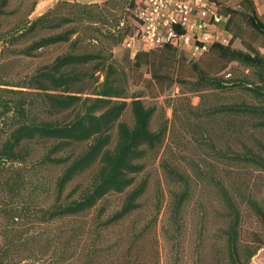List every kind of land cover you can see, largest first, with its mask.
Returning a JSON list of instances; mask_svg holds the SVG:
<instances>
[{"label":"trees","instance_id":"obj_1","mask_svg":"<svg viewBox=\"0 0 264 264\" xmlns=\"http://www.w3.org/2000/svg\"><path fill=\"white\" fill-rule=\"evenodd\" d=\"M138 1L59 0L31 18L35 0H0V264H161L156 224L164 196L156 189L147 201L144 173L167 128L164 118L153 129L156 106L146 104L142 92H129V79L142 67L161 92L178 82L188 91L240 94L195 116L223 117L230 122L226 129L251 141L230 151L232 161L249 167L232 182L160 159L170 185L160 230L175 252L172 264L181 263L186 206L201 179L213 185L222 227L209 237L215 248L212 243L197 251L199 262L248 264L264 246V206L250 197L244 180L251 168L264 170V55L244 40L247 50L231 47L247 33L246 24L264 37V23L250 0H241L242 9L219 4L228 15L230 44L212 43L197 59L170 46L147 50L137 44L124 53L126 68L112 59L111 49L133 32L109 9L124 8L132 17ZM106 13L114 27L103 33L95 25L109 23ZM97 36L108 48L87 51L86 42ZM56 45L66 47L45 62L19 66ZM231 63L251 70V79L225 80L221 73ZM185 68L192 74L184 78ZM127 111L129 123L123 120ZM239 122L245 128L234 130ZM113 195L118 203L108 204ZM250 222L256 227L244 226Z\"/></svg>","mask_w":264,"mask_h":264},{"label":"rangeland","instance_id":"obj_2","mask_svg":"<svg viewBox=\"0 0 264 264\" xmlns=\"http://www.w3.org/2000/svg\"><path fill=\"white\" fill-rule=\"evenodd\" d=\"M35 1L37 4L38 0ZM47 8H49L48 5L38 7L31 13L30 17H36L47 10ZM123 9H109V12L115 14V19L122 21L124 25L130 27L131 32H134L136 29L135 22L128 12H125ZM106 18L108 19V24L97 23L95 25L103 33L110 30L111 25L114 27L113 16L106 13ZM121 26L120 24L119 28ZM244 26L247 33L241 38L234 39L231 47L247 50L243 44L244 40L264 55V37L256 33L248 24ZM105 42L106 40L103 37L97 36L96 40L86 42V50L92 51L104 47L108 48V45L104 46V44H107ZM123 46L121 43L119 46L112 47L111 56L113 60L122 63L127 68L128 62L123 59V56L128 49ZM65 47L60 45L52 46L40 58L21 61L18 64L19 66L23 64V67H26L45 62L55 54L60 53ZM152 54L161 56V52H152ZM186 58L189 57L186 56ZM145 71V67H142L140 72L135 73L129 79V92L133 94L142 92L144 95L142 98L145 103L156 106V114H154L151 122L153 129L157 128L162 119L166 118L167 129L161 145L162 147H160V150L154 157L150 158L149 161L147 160L144 174L148 177L150 184L148 194H146L147 201L153 200L156 189L163 192V203L156 224L158 246H160V263L172 264L175 252L170 250L171 247L167 244L160 230L162 226H166L167 222L168 192L170 189V185L166 182L159 167L160 159L177 161V165L183 170L195 171L196 168H199L201 171L212 173L216 178H224L226 181L231 180L232 182L239 180L249 167L246 168L243 163L232 161L229 157L230 151L231 149L238 150L241 144H249L251 141H248L243 132L233 133V127L226 129V126L230 122L227 124L223 117L206 118L204 116H195L197 114L201 115L206 110L214 108V106L230 102L233 99L238 100L241 96L240 94L233 93L229 89L188 91L187 85H181L178 82L161 92L158 90V87H154L148 83L149 74ZM181 74L185 78L192 73L188 68H185L181 71ZM221 76L227 81H235V79L246 77L251 79L252 77L251 70L245 69L239 63H231L221 73ZM129 113L127 111L123 115V120L128 123L130 122ZM241 124L240 122L235 124L234 127L236 128L234 130L240 131L244 129L245 127H242ZM259 133V140L263 142L264 132ZM225 175L229 177H223ZM244 180L248 182L250 197L261 206H264V170H254L251 168L247 178H244ZM118 197V195L108 197L107 203L111 205L117 204L119 201ZM194 197L186 206L187 215H185L183 222L185 233H181V246L178 254L180 264H201L199 262L201 256L197 251L200 249L199 251L203 252L205 249H208V244L212 243L215 248L214 238L210 239L209 237L218 228L222 227V221L216 213L219 207L213 185L207 180H199V183L195 187ZM244 226L251 229L255 224L250 222ZM260 228L259 225V235L263 237V231ZM202 238L203 240L200 241Z\"/></svg>","mask_w":264,"mask_h":264},{"label":"built area","instance_id":"obj_3","mask_svg":"<svg viewBox=\"0 0 264 264\" xmlns=\"http://www.w3.org/2000/svg\"><path fill=\"white\" fill-rule=\"evenodd\" d=\"M131 12L136 29L122 41L130 51L137 44L147 50L170 46L197 59L212 43L231 41L232 32L225 27L228 15L220 12L216 0H139Z\"/></svg>","mask_w":264,"mask_h":264},{"label":"crops","instance_id":"obj_4","mask_svg":"<svg viewBox=\"0 0 264 264\" xmlns=\"http://www.w3.org/2000/svg\"><path fill=\"white\" fill-rule=\"evenodd\" d=\"M59 0H38L36 4V8L44 7V5H48V7L52 6ZM67 1H77L81 3H101L104 0H67ZM218 4L222 5L223 7L235 8V9H242L240 3L241 0H216ZM254 7V14L259 21L264 23V0H250ZM258 203V202H257ZM248 264H264V246L259 248L257 252L251 257Z\"/></svg>","mask_w":264,"mask_h":264}]
</instances>
